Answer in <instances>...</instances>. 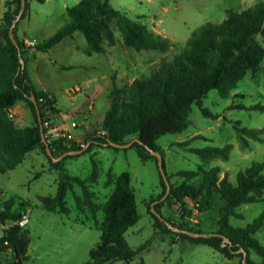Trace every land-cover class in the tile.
Segmentation results:
<instances>
[{
  "label": "rangeland",
  "instance_id": "rangeland-1",
  "mask_svg": "<svg viewBox=\"0 0 264 264\" xmlns=\"http://www.w3.org/2000/svg\"><path fill=\"white\" fill-rule=\"evenodd\" d=\"M78 1L27 0L25 12L18 21L19 32L24 31L40 41L47 38L68 20L66 7ZM109 1L130 18L167 36L171 45L164 52L136 50L123 43L120 31L112 23L115 43L104 42L103 52L86 53L85 36L81 31H75L73 36H66L46 51L39 50L35 56L25 55L33 84L36 88L44 87L57 99L64 120L76 136L80 135V129L72 127L71 120L79 121L85 117L95 124L104 116L113 88L111 74H120L116 85L126 87L133 77L148 75L161 60L171 59L192 30L201 24L220 21L227 9L240 10L259 0ZM6 4L7 0H0V9ZM258 38L264 45V38L261 35ZM255 104L264 105V68L254 73L248 71L227 95L211 89L202 99L203 107L208 108L210 114H203L194 103L182 130L162 134L155 140L163 152L169 182L175 186L183 181L198 182L202 170L210 166L219 168V177L227 174L229 180L235 182L239 171L254 161L263 160L264 110L254 107ZM238 128L258 130L252 135L240 133ZM204 146L223 147L225 155L207 151L204 157L192 150ZM94 162L98 172L92 182L90 175ZM179 170H193L194 175L173 174ZM124 171L129 174L139 214L124 236L134 249L142 247L129 262L113 260L106 264H232L238 259H229L206 243L194 242L153 225L154 219L147 204L160 191L159 170L154 159L142 160L137 147L129 145L119 148L98 146L64 158L59 168H51L48 158L32 149L15 167L0 173V197L4 200L14 198L13 207L19 200L29 203L24 225L30 233L29 258L25 264H84L89 258V250L99 241L102 210L98 209L95 216H89L90 219L84 222L76 221L79 215L75 207L76 197L82 196L81 186L76 182H72L66 193V204L71 209L68 214L44 209L40 198L54 195L61 175L67 173L87 180L94 201L101 206L114 187L113 182L105 184L107 177ZM262 195L264 197V189ZM184 201L190 213L184 212L183 216L181 203H166L161 214L192 229L208 233L217 230L219 207L224 203L217 192H214L212 206L203 213L192 206L189 197ZM260 212H264V198L236 206L228 217L229 223L234 227L244 226ZM2 228L0 224V233ZM255 235L264 243V227ZM251 255L255 257L253 253ZM10 257V250L0 252V263Z\"/></svg>",
  "mask_w": 264,
  "mask_h": 264
},
{
  "label": "trees",
  "instance_id": "trees-1",
  "mask_svg": "<svg viewBox=\"0 0 264 264\" xmlns=\"http://www.w3.org/2000/svg\"><path fill=\"white\" fill-rule=\"evenodd\" d=\"M19 7L20 0H8V6L0 18V173L15 167L25 153L32 149L43 153L48 158L51 168H59L64 158L80 154H67L60 160L53 161L46 153L45 143L40 137L35 105L29 99L31 94L37 101L44 133L54 155L81 148L87 141L89 144L81 153L98 146L119 148L110 145L109 141L124 143L138 137L141 142L134 141L131 145L137 147L142 160L152 158L158 168L156 156L145 145L162 154L164 166L163 152L155 142L158 136L182 130L188 122L194 103L203 114H210L209 109L203 107L202 99L211 89H217L221 95H227L248 71L254 73L264 68L262 65L264 45L258 38V35L264 38V1L259 0L240 10L227 9L226 15L220 21H208L192 30L181 49L171 59L161 60L148 75L135 76L126 87H119L113 83L109 106L99 128L87 133L83 141L50 138L44 121L47 111L51 113L56 111L55 97L33 84L25 62L27 47L24 45V38L17 34L18 21L25 12L27 0L13 28L24 59L23 67L20 66L18 49L8 33ZM66 12L68 20L53 34L36 42L33 46L35 50L46 51L64 36L81 31L87 42L86 53L103 52L104 42L109 45L115 43L112 23L120 31L123 43L136 50L154 49L164 52L171 45L167 36L154 31L139 20L130 18L115 8L109 0H79L76 4L67 6ZM18 99L24 100L31 109L33 115L31 124L18 126L12 118L9 108ZM253 106L264 110V105ZM238 129L240 133L247 132L252 135L258 130ZM192 150L204 157L207 151L209 154L220 152L225 155L223 147L218 146L196 147ZM97 172L94 162L90 181H95ZM218 173L217 166H210L202 170V177L198 182L183 181L178 186L170 183L167 196L156 201L153 207L161 214L164 204L181 203L184 216V212H191L184 201L185 197H189L193 201L192 206L203 213L212 206L214 192H217L224 201L219 207L218 228L215 231L219 234L191 236L176 232L154 214L151 210V201L159 199L166 189L160 171V191L156 198L147 204L148 212L154 219L153 225L161 230H170L180 237H188L194 242L206 243L229 259L238 257L232 264H264V243L255 235L264 227V212H260L251 222L239 227L231 225L228 219L236 206L264 198L262 195L264 159L254 161L239 171L235 182L230 181L227 174L219 177ZM173 174L190 177L194 175V171L179 170ZM166 176L169 180V175ZM72 182L78 183L82 189V196L76 197L75 207L79 212L76 221L84 222L90 219L95 216L98 209L103 212L99 241L89 250V258L84 264H106L113 260L131 261L142 246L134 249L124 236L126 229L139 218L129 174L126 171L116 176L109 174L105 184L113 182L114 187L101 206L94 201V193L89 188L87 180L67 173L62 174L56 193L41 197V206L49 211L70 213L71 209L66 204L65 197ZM14 202L12 197L0 201V224L13 223L8 228L1 229L0 252L10 250L11 257L0 264H25L29 258L27 253L30 242L29 230L24 225L16 223L26 215L29 203L19 200L16 207H13ZM162 217L173 225L201 231L173 222L163 215ZM222 234L228 237L231 244L225 242L222 245ZM240 247L246 251L245 261Z\"/></svg>",
  "mask_w": 264,
  "mask_h": 264
},
{
  "label": "water",
  "instance_id": "water-1",
  "mask_svg": "<svg viewBox=\"0 0 264 264\" xmlns=\"http://www.w3.org/2000/svg\"><path fill=\"white\" fill-rule=\"evenodd\" d=\"M24 8H25V0H20L19 10L16 13L15 17L12 19L11 25H10L9 30H8L9 37L11 38L12 42L16 45V47L18 49V58H19L21 67L24 66V59H23V57L21 55L19 44H18V42H17V40H16V38L14 36L13 28L16 25L17 20L20 18L21 13L24 10ZM29 99L32 100L34 105H35L36 116H37V120H38V123H39L41 141L45 143L46 153L51 157V159L53 161L60 160L62 157H64L67 154L74 155V154L81 153L86 148V146L89 144V141H87L81 148L67 150V151H65L63 153H60L58 155H54L52 153V150H51V148L49 146L48 140L46 139V135L44 133L43 124H42V117H41L40 109L38 108V104H37V101L35 99V96L33 94H31L29 96ZM134 141L141 142V140L138 137H133L132 139H130L129 141L124 142V143H115V142L109 141V144L112 145V146H116V147H127V146L131 145ZM145 147L153 155L156 156L157 165H158L159 171L161 172V175L163 176V179H164L165 185H166V189H165V192L163 193V195L159 199L155 200L154 202H151V204H150L151 205V210L154 212V214L157 215L160 219H163L164 223H166L172 230H174L176 232H183V233H186L187 235H191V236H207L209 234H219L217 232L208 233V232H203V231H193V230H190V229H186V228H182V227L173 225L167 219H164L162 217V215L157 210L154 209V207H153L154 203L156 201L163 200L167 196V194L169 193V191H170V182L167 179V176H166V173H165V170H164L162 154L158 150H155V149H153L152 147H150L148 145H145ZM222 237H223L222 245H224L225 242H229V244H231V241L228 239V237L224 236L223 234H222ZM239 250L242 251V253H243V261H245L246 251L242 247H240Z\"/></svg>",
  "mask_w": 264,
  "mask_h": 264
},
{
  "label": "crops",
  "instance_id": "crops-1",
  "mask_svg": "<svg viewBox=\"0 0 264 264\" xmlns=\"http://www.w3.org/2000/svg\"><path fill=\"white\" fill-rule=\"evenodd\" d=\"M7 6H8V0H7V4L4 5V8L3 9H0V18L2 16L3 12L6 10ZM17 34L21 38L29 37L28 35L25 34L24 31L19 32L18 27H17ZM74 34H75V31L71 35H67V36H73ZM65 37L66 36H64L63 38H65ZM36 42H40V40H36ZM26 47H27V51H26L25 55L35 56V53L39 51V50H35L33 47H28V46H26ZM25 62H26V58H25ZM32 67H33V63H32ZM114 73L111 74V80H112V83H115L116 84V82L119 81V79H120L121 76H120V74L114 75ZM77 88L78 87H76V89ZM38 89H42V90L48 91L44 87L43 88L42 87H38ZM54 106L56 108V111L54 113H51V112L48 111V113H47V116H48V118L51 121V125L52 126H55L57 128H60V129H64V130L68 129L72 133V130L68 126L67 122L64 120L63 113L59 109L58 102H57V99L56 98H55ZM9 110H10V114H11L12 118L14 119L15 123L18 126H25V125H28V124H31L32 123V121H33V115H32L31 109L29 108V106L26 104V102L24 100L18 99L9 108ZM102 118H100L99 119V122L98 123H95V124H92V121H90L89 119H87L85 117L82 118L79 121L78 120H71V122L72 121H76L77 122V125L75 127L80 129V135H77L76 136V135H74L72 133L73 139L82 141L85 138V136L87 135V133L93 131L94 129H98Z\"/></svg>",
  "mask_w": 264,
  "mask_h": 264
},
{
  "label": "built area",
  "instance_id": "built-area-1",
  "mask_svg": "<svg viewBox=\"0 0 264 264\" xmlns=\"http://www.w3.org/2000/svg\"><path fill=\"white\" fill-rule=\"evenodd\" d=\"M24 45L28 46V47H33L36 44V39L35 38H31V37H25L23 39ZM48 113V111H47ZM46 113V119L44 121V124L47 128V132L50 138H62L64 139V141H71L73 139V135L70 132V130L66 129H60L57 128L55 126L51 125V121L48 118ZM72 127H75L77 125L76 121H72L71 123ZM3 197H0V201H3ZM27 221L26 216L24 215L22 218H20L19 220L16 221L17 224L19 225H25ZM13 223H7V224H1L3 228H8L9 226H11Z\"/></svg>",
  "mask_w": 264,
  "mask_h": 264
}]
</instances>
